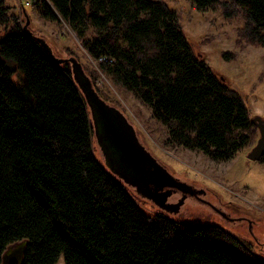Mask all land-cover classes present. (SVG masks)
<instances>
[{
    "label": "trees",
    "instance_id": "trees-1",
    "mask_svg": "<svg viewBox=\"0 0 264 264\" xmlns=\"http://www.w3.org/2000/svg\"><path fill=\"white\" fill-rule=\"evenodd\" d=\"M189 2L241 13V37L264 48V0ZM31 8L72 29L111 84L151 108L169 143L229 161L256 142L247 100L207 63L164 0H34ZM9 12L0 0V23ZM0 53L23 79L14 83L0 61V264L22 241L21 264H264L220 225L145 213L96 158L71 65H58L22 25L1 40Z\"/></svg>",
    "mask_w": 264,
    "mask_h": 264
},
{
    "label": "rangeland",
    "instance_id": "rangeland-1",
    "mask_svg": "<svg viewBox=\"0 0 264 264\" xmlns=\"http://www.w3.org/2000/svg\"><path fill=\"white\" fill-rule=\"evenodd\" d=\"M164 1L179 13L188 38L199 48L207 63L247 100L251 118L259 116L264 119V48L241 37L243 15L238 13L234 17H228L218 7L198 10L189 0ZM33 2L34 0H6L10 12L0 23V42L17 23L24 27L28 16V29L31 28L30 31H34L36 36L49 42L57 57L75 58L80 63L99 92L120 106L141 131L153 156L167 165L175 177L189 184L185 190L194 188L207 191V205L191 198L179 200L181 196L174 195L170 201H179L171 206L175 214H170L169 217L196 226L223 223L227 227L224 228L229 231L234 224L224 217H218L208 204H214L230 220L237 218L232 211L234 207L251 212L256 219L250 235L258 241L253 243L252 239V251L264 262V163L248 158L260 137L259 130L256 142L243 148L229 161H214L200 152L169 143L166 128L154 118L151 108L133 93L114 87L81 47L75 32L67 25L38 18L31 8ZM23 7L26 8L24 15L20 14ZM69 51H73L75 55H71ZM224 54L229 56L226 58ZM0 61L7 63L13 70L14 83L20 84L23 79L16 63L4 58L1 53ZM93 71H97V77L91 73ZM139 200L141 199L136 198V203L145 213L158 214L153 205ZM235 227L244 231L247 237L250 236L246 222L236 223ZM60 263H63V259H60Z\"/></svg>",
    "mask_w": 264,
    "mask_h": 264
},
{
    "label": "flooded vegetation",
    "instance_id": "flooded-vegetation-1",
    "mask_svg": "<svg viewBox=\"0 0 264 264\" xmlns=\"http://www.w3.org/2000/svg\"><path fill=\"white\" fill-rule=\"evenodd\" d=\"M90 83L101 103V106H94L85 100L92 126L93 148L96 158L111 178L124 187L135 202H137L136 198H139L141 199L139 201L153 205L158 210V214L168 217L170 214H175L171 206L181 199L191 198L206 204L207 191L195 190L193 187V190H185L189 184L175 177L167 165L153 156L141 131L126 112L101 94L91 80ZM174 195L181 197L178 201L171 202ZM208 206L219 215L218 217H224L234 224L229 231L242 242L252 245L258 243L257 239L250 235L252 224L256 219L253 213L234 207L232 211L237 218L230 220L227 218L228 215L214 204ZM245 222L249 237L244 231L235 227L236 223ZM220 226L226 227L223 223ZM252 239H254L253 243Z\"/></svg>",
    "mask_w": 264,
    "mask_h": 264
},
{
    "label": "water",
    "instance_id": "water-1",
    "mask_svg": "<svg viewBox=\"0 0 264 264\" xmlns=\"http://www.w3.org/2000/svg\"><path fill=\"white\" fill-rule=\"evenodd\" d=\"M26 13V10H25ZM27 17L26 24L24 26L25 33L32 38H35L37 41H40L43 47L46 49L50 57L58 64H70L76 85L84 96L85 100H87L88 104H92L94 106H101L99 96L96 90L90 83L89 78L84 73L80 63L75 58H66L62 59L54 55L52 49L49 44L45 41V39L36 36L32 31L28 29L30 24V20ZM102 108V107H101ZM252 123L257 127L260 133V137L256 143V146L251 150L248 155L249 160L251 161H261L264 158V119L256 116L252 119ZM27 241H22L15 245L10 246L3 254L2 263L1 264H21L23 262L25 249L27 246Z\"/></svg>",
    "mask_w": 264,
    "mask_h": 264
},
{
    "label": "built area",
    "instance_id": "built-area-1",
    "mask_svg": "<svg viewBox=\"0 0 264 264\" xmlns=\"http://www.w3.org/2000/svg\"><path fill=\"white\" fill-rule=\"evenodd\" d=\"M101 62H107L104 58L100 59Z\"/></svg>",
    "mask_w": 264,
    "mask_h": 264
}]
</instances>
